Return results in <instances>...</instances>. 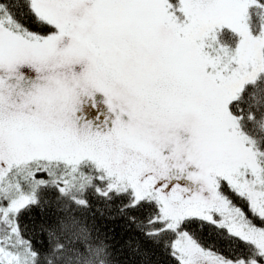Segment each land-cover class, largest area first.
I'll return each instance as SVG.
<instances>
[{
	"label": "snow or ice",
	"instance_id": "snow-or-ice-1",
	"mask_svg": "<svg viewBox=\"0 0 264 264\" xmlns=\"http://www.w3.org/2000/svg\"><path fill=\"white\" fill-rule=\"evenodd\" d=\"M157 248L264 264V0H0V264Z\"/></svg>",
	"mask_w": 264,
	"mask_h": 264
},
{
	"label": "trees",
	"instance_id": "trees-1",
	"mask_svg": "<svg viewBox=\"0 0 264 264\" xmlns=\"http://www.w3.org/2000/svg\"><path fill=\"white\" fill-rule=\"evenodd\" d=\"M116 224L118 226L122 225L123 221H116ZM155 252H156V256L153 259L157 260L159 264H164V262L168 259L166 253L161 251L159 248L155 249Z\"/></svg>",
	"mask_w": 264,
	"mask_h": 264
}]
</instances>
